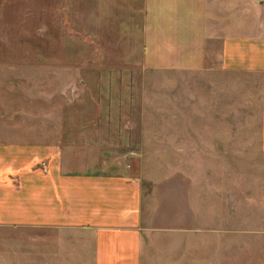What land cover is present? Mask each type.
Wrapping results in <instances>:
<instances>
[{
	"label": "rangeland",
	"instance_id": "obj_1",
	"mask_svg": "<svg viewBox=\"0 0 264 264\" xmlns=\"http://www.w3.org/2000/svg\"><path fill=\"white\" fill-rule=\"evenodd\" d=\"M143 3L0 0V123L13 128L0 139L54 145L74 176L133 175L137 157L150 249L141 264H264L257 99L237 92L219 111L209 79L223 33L264 35V0H208L205 73L144 67ZM38 235L0 226V264H95L82 234Z\"/></svg>",
	"mask_w": 264,
	"mask_h": 264
},
{
	"label": "crops",
	"instance_id": "obj_2",
	"mask_svg": "<svg viewBox=\"0 0 264 264\" xmlns=\"http://www.w3.org/2000/svg\"><path fill=\"white\" fill-rule=\"evenodd\" d=\"M143 2L139 49L144 67L205 73L208 0ZM221 40L218 66L209 75L215 109L223 111L227 106L223 100H236L237 92H252L264 132V35L223 33ZM20 114L26 118L20 130L29 131V113ZM9 124L0 123V132L12 130ZM41 125L38 129H44ZM21 138L0 139V226L37 227L40 237L46 228L56 235L79 233L95 264H141L142 254H150V249L144 243L148 228L143 224L137 157L131 158L133 175L87 171L85 176H74L61 171V149ZM122 140L123 145H137L128 136ZM261 140L264 146V136ZM162 249L171 252V247Z\"/></svg>",
	"mask_w": 264,
	"mask_h": 264
}]
</instances>
